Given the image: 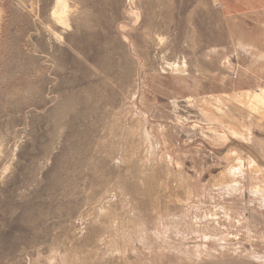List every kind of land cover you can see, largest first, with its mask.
I'll list each match as a JSON object with an SVG mask.
<instances>
[{
    "label": "rangeland",
    "instance_id": "rangeland-1",
    "mask_svg": "<svg viewBox=\"0 0 264 264\" xmlns=\"http://www.w3.org/2000/svg\"><path fill=\"white\" fill-rule=\"evenodd\" d=\"M248 131L264 141V0H0V264H264ZM237 151L257 177L229 196ZM239 202L204 240L209 205ZM176 217L183 240L157 225Z\"/></svg>",
    "mask_w": 264,
    "mask_h": 264
},
{
    "label": "bare ground",
    "instance_id": "bare-ground-1",
    "mask_svg": "<svg viewBox=\"0 0 264 264\" xmlns=\"http://www.w3.org/2000/svg\"><path fill=\"white\" fill-rule=\"evenodd\" d=\"M255 55V54H254ZM256 57V56H255ZM174 103V102H173ZM263 118V117H262ZM263 120V119H262ZM137 125H138V123H137ZM145 126V125H144ZM140 127V126H139ZM142 127V126H141ZM144 128V127H143ZM133 130H135V126H134V128H133ZM132 130V131H133ZM150 131V130H149ZM150 133H151V131H150ZM248 133H249V131H248ZM129 134V133H128ZM142 134V133H141ZM150 135V134H149ZM241 135V134H240ZM249 135L250 136H248V140L247 139H245V140H247L249 143H250V145L253 147V148H255L257 151H258V153L260 154V156L263 158V160H264V141H259L260 142V144L259 143H257L256 142V140H255V138H254V136L252 135V134H250L249 133ZM242 136V135H241ZM150 138V139H149ZM226 138V137H225ZM146 139H148L149 141L151 140L152 141V137H150V136H148V138H146ZM136 141V140H135ZM147 141V140H146ZM145 142V141H144ZM167 141H165V143H166ZM145 144V143H144ZM147 144H148V142H147ZM148 145H150V144H148ZM148 145H147V147H148ZM154 145V144H153ZM164 145V144H163ZM155 146V145H154ZM150 147V146H149ZM145 149H148V148H146L145 147ZM150 149V148H149ZM154 150H155V148H154ZM167 150V149H166ZM165 150V151H166ZM169 150V149H168ZM168 150H167V152H168ZM144 151V150H143ZM150 151V150H149ZM145 152H147L146 150H145ZM187 152V151H186ZM150 153H152V151H150ZM166 153V152H165ZM148 154V153H147ZM162 154H163V152H162ZM170 154V153H169ZM187 154V153H186ZM188 154H189V152H188ZM152 155H153V153H152ZM165 155V154H164ZM190 155V154H189ZM233 156H231L232 158L233 157H235L234 158V160H236V161H234L235 163H233L232 161L233 160H231V162H232V165L231 166H229V172H228V174L226 175L225 174V176L224 177H226V176H228L229 178H232L233 180H235L236 178H238V177H240V175H241V173L244 171V169H243V167L245 166L244 164H246V165H248V166H250V168H251V166H253V165H255V161L253 160V159H250V158H248V157H246V156H243L242 154H241V151H237V152H235V153H233L232 154ZM236 155V156H235ZM171 156V155H170ZM185 156H187V155H185ZM197 157V156H196ZM166 158V157H165ZM175 158V157H174ZM186 158V157H185ZM228 158V157H227ZM231 158V159H232ZM167 159H168V157H167ZM166 159V160H167ZM170 159H172V158H170ZM229 159V158H228ZM181 160V159H180ZM191 160V159H190ZM211 160V159H210ZM185 161V160H184ZM183 161V162H184ZM230 161V160H229ZM179 162H182V161H179ZM183 164V163H182ZM184 166V165H183ZM174 167H175V165H174ZM246 167V166H245ZM169 168H170V166H169ZM181 168V167H180ZM219 168V167H218ZM224 168V167H223ZM166 169V168H165ZM167 169H168V167H167ZM178 169H179V167H178ZM193 170V169H192ZM195 170V169H194ZM247 170V169H246ZM257 167H255V168H251V170H249V173H250V177H251V179H254V177L256 176L257 177V175H256V173H257ZM178 172V171H177ZM195 172V171H194ZM223 172V171H222ZM166 173V172H165ZM170 177H171V173H167ZM173 175V174H172ZM255 175V176H254ZM210 176V175H209ZM221 176V175H220ZM152 177V176H151ZM172 178L173 179H171V180H169V179H166L168 182H170V183H167V187L169 188V190H171V192L173 191V192H175V194L177 193H181L182 192V194H183V196L185 197V198H179L178 196H176V202L177 203H179V204H183V205H185V204H187L188 203V201H190V203H191V200H192V198L194 197L193 196V194H192V190H190V187L187 185L186 186V188L184 189V187L185 186H183V183H184V181H183V178H181V176H179V175H177L176 174V176H172ZM225 179V178H224ZM152 180V179H151ZM151 180L149 181V182H151ZM211 180V179H210ZM229 180V179H228ZM231 181L229 184H227V183H224V184H222V185H225V186H222V185H220V187L221 188H219V189H221L222 191H223V193L226 195H232V193H234V192H237V191H239L240 190V186H239V181H237V180H235V181ZM189 181V180H188ZM209 182V181H208ZM234 182H236V185H234L233 183ZM262 182V181H261ZM153 182H151L150 184H152ZM159 183V182H158ZM187 184V183H186ZM185 184V185H186ZM193 184V183H192ZM202 184V183H201ZM205 184V183H204ZM212 184V183H211ZM257 184V183H256ZM145 185V184H144ZM149 185V184H148ZM166 185V184H165ZM196 185V184H195ZM203 185V184H202ZM208 185V184H207ZM264 185V184H263ZM192 186V185H191ZM193 187H194V184H193ZM199 187V186H198ZM216 187V186H215ZM218 187V186H217ZM148 189V188H147ZM154 189V188H153ZM199 189V188H198ZM243 188H241V190H242ZM108 190V189H107ZM146 190V189H145ZM197 190V189H196ZM246 190V189H245ZM198 191V190H197ZM213 191V190H212ZM220 191V190H219ZM218 191V192H219ZM243 191V190H242ZM143 191H141L140 193H142ZM153 192V191H152ZM156 192V191H155ZM167 192V191H166ZM170 192V191H169ZM195 192V191H194ZM215 192V191H214ZM221 192V191H220ZM247 192H249V191H247ZM145 193V192H144ZM143 194V193H142ZM148 194V193H147ZM172 194V193H171ZM249 194V193H248ZM251 200H250V205H251V208L253 209L254 208V205H256L257 204V206L261 209V210H263L264 209V186H257V187H255V189L254 190H252L251 191ZM144 195H146V193L144 194ZM165 195H167L166 193H165ZM238 195V194H237ZM236 195V196H237ZM239 195H241V194H239ZM163 196H164V194H163ZM180 196V195H179ZM199 196V195H198ZM233 196V195H232ZM248 196V195H247ZM147 197H148V195H147ZM171 196L169 195V198H170ZM224 197V196H223ZM246 197V196H245ZM195 198V197H194ZM202 198V197H201ZM229 198V197H228ZM236 198V197H235ZM239 198V197H238ZM148 199V198H147ZM173 199V198H172ZM174 199H175V197H174ZM199 199V198H198ZM215 199V198H214ZM204 200V199H203ZM224 200V199H223ZM240 200H243V199H240ZM152 201V200H151ZM171 201V200H170ZM158 202V201H157ZM199 202V201H198ZM206 202H209V200L207 201L206 200ZM213 202V201H212ZM248 202V201H247ZM164 203V202H163ZM241 203L243 204V202H239V208L240 209H238V207H234V209H236L235 211H234V213L235 214H232V209H230L229 208V204H222V206H220V207H217V206H219L218 204L216 205V204H213L212 205V203L210 204V203H208V205H209V207H210V209H209V211L208 212H205V216H204V218H206V220H207V218H210V222L212 221V224H211V226H206L205 227V230H204V232H203V235H202V238L204 239V240H206V241H212V239H215L216 238V240L218 239L219 240V243H218V245L220 246V245H222V242L225 240L224 238H227V236H232V234H230V233H228V230H227V228L226 227H228V226H226V227H224V225H221V223H220V216H218V212L219 211H222V213L224 214V219L225 220H231V221H234L237 225H242V222H243V220H244V218H243V215H242V211H244L245 209H244V205H241ZM148 204V203H147ZM178 204V205H179ZM180 205V206H181ZM199 205H200V203H199ZM202 205V204H201ZM125 206V205H124ZM154 206V205H153ZM205 206V205H204ZM207 206V205H206ZM237 206H238V204H237ZM184 207V206H183ZM191 207V206H190ZM155 208V207H154ZM199 208V207H198ZM208 208V207H207ZM159 209V208H158ZM183 209H185V208H183ZM196 209V208H195ZM207 210V209H206ZM251 210V209H250ZM255 210V209H254ZM157 211V210H156ZM167 211V210H166ZM196 211V210H195ZM200 211V210H199ZM122 213V212H121ZM135 213V212H134ZM144 213V212H143ZM158 214H159V212H157ZM156 213V214H157ZM195 213V212H194ZM193 213V214H194ZM142 214V213H141ZM258 214V213H257ZM135 215V214H134ZM199 214L197 213V216H198ZM245 215V214H244ZM159 216V215H158ZM196 216V215H195ZM185 217V216H184ZM246 217V216H245ZM248 217V216H247ZM246 217V218H247ZM170 218H171V216H170ZM174 218H175V216H174ZM174 218H172V220L174 219ZM177 218V217H176ZM203 218V219H204ZM246 218H245V220H246ZM133 219H134V216H133ZM183 219H185V218H183ZM183 219L181 220V219H179V217L177 218V219H175V220H173L172 222H170V223H161V224H157L158 225V227H160L161 229H159V230H161L162 232H163V234L164 235H167V234H173L175 237L177 236V238L179 237L180 239H182L183 240V237H185V236H187V235H189L191 232H193L192 230L193 229H191V231H190V229L188 228L187 229V227L185 226V223H187V220H185V221H183ZM195 220V219H194ZM135 221V220H134ZM157 221H158V217H157ZM263 221V220H262ZM143 222V221H142ZM142 222H141V224H142ZM204 222V221H203ZM222 222V221H221ZM140 223V222H139ZM145 223V222H144ZM225 223V222H224ZM248 223V222H247ZM154 224V223H153ZM202 224V223H201ZM210 224V223H209ZM245 224V223H244ZM140 225V224H139ZM143 225V224H142ZM141 225V226H142ZM145 225V224H144ZM168 225H171V228H170V226H168ZM231 225V224H230ZM194 226V225H193ZM197 226L199 227V224H197ZM130 227V226H129ZM144 227V226H143ZM121 228V227H120ZM130 228H132V227H130ZM157 228V227H156ZM224 229V232H222V231H220V229ZM232 228V227H231ZM249 228V227H248ZM260 228H263V227H260ZM122 229V228H121ZM139 229H141V227L139 226ZM199 229V228H198ZM254 229V228H253ZM257 229H259V228H257ZM156 230V229H155ZM159 230H158V232H159ZM196 230V229H195ZM200 230H201V228H200ZM247 230V229H246ZM245 230V231H246ZM252 230V229H251ZM254 230H256V229H254ZM142 231V230H141ZM202 231V230H201ZM249 231V230H248ZM257 231H259V230H257ZM261 231H263V230H261ZM128 232V231H127ZM145 232V231H144ZM157 232V233H158ZM197 232V231H196ZM234 232V231H233ZM237 232V231H236ZM243 232V231H242ZM247 232V231H246ZM251 232V231H250ZM143 232H141V234H142ZM146 233V232H145ZM238 233V232H237ZM252 233H253V231H252ZM258 233V232H257ZM160 234V233H159ZM201 234V233H200ZM243 234V233H242ZM241 234V235H242ZM251 234V233H250ZM254 234H255V232H254ZM118 235V234H117ZM140 235V234H139ZM192 235H194L193 233H192ZM244 235H245V232H244ZM247 235V234H246ZM248 235H249V233H248ZM147 236V235H146ZM155 236V238H157L156 237V235H154ZM199 236V235H198ZM217 236H219V238L217 237ZM257 236V235H256ZM143 237V236H142ZM160 237V236H159ZM233 237H237L236 235H234V233H233ZM252 237V236H251ZM264 237V236H263ZM129 238V237H128ZM163 238H164V236H163ZM178 238V239H179ZM199 238V237H198ZM249 238V237H248ZM253 238H255L256 239V237L254 236ZM262 238V237H261ZM231 239V238H230ZM258 239V238H257ZM118 240V239H117ZM128 240V239H127ZM156 240V239H155ZM169 240V239H168ZM228 240V239H227ZM231 240H233V239H231ZM240 240V239H239ZM132 241V240H131ZM135 241H136V239H135ZM144 241V240H143ZM191 241H192V239H191ZM197 241V240H196ZM137 242V241H136ZM160 242V241H159ZM165 242V241H164ZM176 242V241H175ZM117 243V242H116ZM145 243V242H144ZM194 243V242H193ZM119 244V243H118ZM128 244V243H127ZM134 244V243H133ZM180 244V246H182L181 245V242L179 243ZM192 244V243H191ZM196 244H198V243H196ZM200 245V244H199ZM225 245V244H224ZM253 245V244H252ZM259 245V244H258ZM132 246V245H131ZM209 246V245H208ZM262 246V245H261ZM171 247V246H170ZM185 247H186V245H185ZM193 247V246H192ZM210 247V246H209ZM227 247V246H226ZM229 247H231V245L229 246ZM251 247V246H250ZM255 247H256V245H255ZM260 247V246H259ZM258 247V248H259ZM123 248V247H122ZM126 248V247H125ZM144 248V247H143ZM183 248H184V246H183ZM120 249V248H119ZM193 249V248H192ZM195 249V248H194ZM197 249V248H196ZM214 249H216V247L214 248ZM147 249H145V251H146ZM163 250V249H162ZM199 250V249H198ZM225 250V249H224ZM238 251H239V249H237ZM261 250V249H260ZM131 251H133V250H131ZM245 251V250H244ZM253 251V250H252ZM255 251V250H254ZM147 252V251H146ZM150 252V251H149ZM198 251L196 250H193V251H191L190 252V255H195V254H198L197 253ZM246 253V252H245ZM223 254H224V252H223ZM235 254H236V252H235ZM250 254V253H249ZM263 254V253H262ZM251 255V254H250ZM196 256V255H195ZM197 256H199V255H197ZM252 256V255H251ZM118 257H120V255L118 256ZM122 258V257H121ZM199 258V257H198ZM119 259V258H118ZM204 259V258H203ZM202 259V260H203ZM122 260V259H121ZM65 264V263H64Z\"/></svg>",
    "mask_w": 264,
    "mask_h": 264
}]
</instances>
